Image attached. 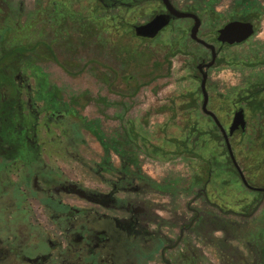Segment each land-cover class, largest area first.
<instances>
[{"label": "flooded vegetation", "instance_id": "af4514ba", "mask_svg": "<svg viewBox=\"0 0 264 264\" xmlns=\"http://www.w3.org/2000/svg\"><path fill=\"white\" fill-rule=\"evenodd\" d=\"M45 1L46 7L39 12L44 22L39 36H42L41 48H45L41 59L48 62L59 64L56 48H80L82 35L96 31L100 15L115 19L111 11H123L122 14L137 21L124 27L140 42H154L170 28L175 37L172 50L183 53L184 48H195V53L189 56L193 61L191 77L197 83L198 112L211 124L200 136L213 139L209 132L215 131L223 149L222 160L214 168L209 159L195 151L198 147L194 150L184 144L188 148L178 150L205 164L202 175L191 178L193 188L181 208L175 202L177 190L132 171L131 166L137 160L134 153L117 152L120 167L116 169L110 162L109 151L103 149L94 171L117 178L105 193L67 184L64 175L51 163L47 142L38 137V127L42 118H48L45 125H52L65 140L67 131L77 130L81 124L74 108L62 101L56 91L44 88L34 76V14H27L19 22L20 10L0 0V61L3 59L0 62V264H213L214 261L264 264V208L258 209L264 201V185L246 178L229 142L232 136L245 134L248 114L257 120L253 121V129L264 132V55L255 56L253 61H242L239 53L231 55L256 35L260 16L257 8L231 7L217 14L205 8L209 0ZM73 6L79 7L75 10ZM169 10L186 17H177ZM157 16H164L167 23L155 37L135 35L136 27ZM206 20L219 24L209 29ZM196 22V33L192 35ZM231 22L250 23L251 35L239 43L219 41L220 31ZM72 36L78 38L72 41ZM220 65H226L224 72L232 66L244 67L258 76L244 88L220 94L223 100L230 98L232 102L230 108L217 112L210 108L207 84L210 72ZM45 82L47 85V77ZM238 111H242L244 128L238 127L229 135ZM218 113L230 117L227 125L218 120ZM221 130L227 135L234 161ZM200 133L197 131V135ZM71 144L76 148L77 143ZM213 175L234 178L240 190L251 194L248 202L233 209L213 199L209 190ZM137 185L154 195L170 198L172 204L166 208L165 217L157 214L162 209L160 205L155 207L148 201L118 196L119 193L142 195L144 192L136 189ZM65 195H76L77 199L70 202ZM83 196L89 202L82 203Z\"/></svg>", "mask_w": 264, "mask_h": 264}, {"label": "rangeland", "instance_id": "374dc122", "mask_svg": "<svg viewBox=\"0 0 264 264\" xmlns=\"http://www.w3.org/2000/svg\"><path fill=\"white\" fill-rule=\"evenodd\" d=\"M1 1L20 10L17 17L19 22L24 21L27 14H34L35 40L44 27L39 12L46 7V1ZM247 5L259 11L257 32L243 48L231 55L239 53L242 61H253L256 60L255 56L264 55V0H209V3L204 4L206 9H212L217 14L231 7L243 9ZM78 7L73 6L75 10ZM84 7L83 2L82 13ZM110 13L115 15V19L100 15L96 31L82 35L83 44L80 48H56L59 64L40 59L36 65L60 99L97 126L105 144L114 146L117 152L136 155V163L131 166L133 172L138 171L152 181L177 190L175 202L181 208L193 188L191 178L202 175L205 164L178 150L188 148L184 144L194 150V147H198L195 151L209 159L214 168L215 163L221 162L223 151L219 140L208 139L207 135L200 136L203 130H209L211 124L205 122V117L198 112V98L195 96L197 83L191 77L193 61L189 54L195 53L196 49L187 47L183 53L172 50L175 37L170 28L154 42H140L124 27L136 20L122 14L123 11ZM218 24V21H205L209 29L211 25L216 28ZM47 31L49 34L50 31ZM70 38L73 41L78 37ZM225 66H216L210 72L207 84L210 108L217 112L230 108L232 102L230 98L223 100L220 94H230L237 88H244L249 82H255L254 78L258 76L244 67L229 65L230 71L224 72ZM73 100L75 103L72 104ZM217 118L224 125L230 119L223 113H218ZM47 120L41 119L38 137L47 142L50 161L64 175L66 183L84 190L107 192L117 178L99 170L94 171L95 163L99 164L105 148L96 135L80 125L76 130L78 137L70 128L64 140L56 128L45 125ZM254 120L248 114L245 134H236L229 142L246 178L264 185V132L253 129ZM197 131L201 133L197 135ZM69 142L77 143L76 148ZM117 152L109 150L110 162L116 169L120 167ZM135 188L144 193L140 196L119 193L118 196L148 201L155 207L160 205L162 209L157 214L161 218L165 217L166 208L172 204L169 197L154 195L138 185ZM239 188L234 178L222 175H213L209 185L212 198L233 209L247 203L251 195ZM65 198L75 202L77 196L65 195ZM81 200L84 203L88 198L83 196ZM88 202L86 204L90 206ZM199 205L195 203L197 208ZM202 208L206 210V207ZM262 208L264 201L258 209ZM210 259L213 262L212 256ZM213 264L217 263L214 261Z\"/></svg>", "mask_w": 264, "mask_h": 264}, {"label": "water", "instance_id": "95a60500", "mask_svg": "<svg viewBox=\"0 0 264 264\" xmlns=\"http://www.w3.org/2000/svg\"><path fill=\"white\" fill-rule=\"evenodd\" d=\"M169 11L177 17H186L184 14L175 13L171 10ZM166 23L167 21L164 16H157L151 21H149L148 23L136 27L135 35L137 37L151 39L157 35V33L166 25ZM197 26H198V23L196 22L194 27L192 28V35L196 33ZM251 33H252V29H251L250 23L231 22L220 31V36L218 39L219 41H222V42L226 40V42L229 44L234 43V42L239 43L247 39L251 35ZM224 36H227V37L230 36L232 38L228 39V38H224ZM204 82H205V79L203 77L201 80V91L203 93V98H204L203 108L205 107V104H206V92L204 89ZM207 114L214 120L215 124L219 126V123L217 119L215 118V116L210 112ZM238 127H240L241 129L244 128V120H243L242 111H238L237 113H235L232 124L229 128L228 134L231 135L233 131L236 130ZM221 131L226 141L227 150L229 152L231 160L234 161L231 150H230V146L227 142V135L225 134L223 130Z\"/></svg>", "mask_w": 264, "mask_h": 264}, {"label": "trees", "instance_id": "16d2710c", "mask_svg": "<svg viewBox=\"0 0 264 264\" xmlns=\"http://www.w3.org/2000/svg\"><path fill=\"white\" fill-rule=\"evenodd\" d=\"M43 45H42V36H37V38H35V40H34V62H35V66H34V68H33V71H34V76L37 78V80L39 81V82H41V84H42V86L44 87V88H47L48 89V87L50 88L49 89V91H56L53 87L51 88V86L50 85H46L45 83V75L42 73V71H41V69L36 65V62L38 61V60H40L41 59V56H42V51H44V49L45 48H41ZM3 60V59H2ZM1 60V61H2ZM0 61V62H1ZM73 103H75V101L73 100L72 101V104ZM67 105H69V104H67ZM75 117H76V119H77V121H79V123L82 125V126H84V127H86V128H88V129H90V131L92 132V133H94L95 135H96V137H97V139L101 142V144L103 145V146H105V152H108L110 149H112V150H114L115 152H117V150L115 149V147L114 146H111V145H108V144H105L104 143V138H103V135L101 134V132L99 131V129L97 128V126H94V125H92L89 121H87L84 117H82V116H80V115H78L77 113H76V111H75ZM131 132V131H130ZM132 133V132H131ZM74 134H75V136L76 137H78V134H77V132H76V130H74ZM209 134L210 135H212L213 136V139H215V140H217V138H218V135L215 133V131H213V130H211L210 132H209ZM134 156H136L135 154H134Z\"/></svg>", "mask_w": 264, "mask_h": 264}]
</instances>
